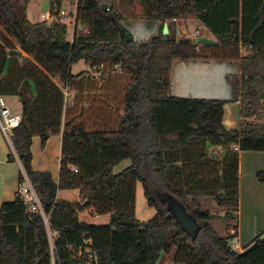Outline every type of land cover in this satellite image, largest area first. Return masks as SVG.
Listing matches in <instances>:
<instances>
[{
  "label": "trees",
  "instance_id": "1",
  "mask_svg": "<svg viewBox=\"0 0 264 264\" xmlns=\"http://www.w3.org/2000/svg\"><path fill=\"white\" fill-rule=\"evenodd\" d=\"M21 1L0 0V96L20 99L22 123L12 137L22 166L19 182L28 177L58 234L57 263L78 264L71 250L88 239L100 264H158L172 251L173 264H264L261 236L242 253L230 245L239 233L240 153L264 151V0L252 5L244 0L246 9L254 6L258 13L242 20L239 0H232L233 18L218 13L221 0H139L148 19L166 23L194 17L218 46L170 35L167 42L129 43L121 28L123 15L109 4L104 12L103 0H78L77 22L89 32L69 41L59 18L32 23ZM63 1L50 0L53 17ZM241 27L251 32L240 33ZM225 28L228 33L221 32ZM17 47L22 58L10 55ZM175 60L241 63V76L230 79L240 91L234 96L241 105L239 130L225 128L223 100L168 95ZM80 62L91 71L73 75ZM60 133L56 183L50 173L33 170L31 147L34 136L45 147ZM209 146L225 151L220 170ZM125 160L131 166L114 174ZM256 178L263 184L264 170ZM137 183L156 210L147 222L135 216ZM60 190H79L81 201H59ZM168 200L196 220L195 235L176 221ZM84 211L109 214L110 223L80 222ZM43 222L18 194L1 205L0 264H51Z\"/></svg>",
  "mask_w": 264,
  "mask_h": 264
},
{
  "label": "crops",
  "instance_id": "2",
  "mask_svg": "<svg viewBox=\"0 0 264 264\" xmlns=\"http://www.w3.org/2000/svg\"><path fill=\"white\" fill-rule=\"evenodd\" d=\"M105 4L112 5L116 9V0H103ZM133 6L136 5L137 11H142V17L139 19H148L144 15V7L139 0H123ZM248 2V1H247ZM221 17L233 18L235 11H232V0L219 1ZM236 2H234L235 4ZM254 0H249L247 5L254 4ZM239 17H250L257 14L254 6L244 7V0H239ZM118 11V9H116ZM245 11V12H244ZM125 20V18H124ZM138 20V19H137ZM148 31H141L139 41H148V36L155 34L159 29L161 22L148 19ZM124 22V21H123ZM169 35H176L179 40L189 37V30L194 29L202 32L200 37L216 40L200 21L196 19H177L168 21ZM171 29V30H170ZM249 30V27H245ZM193 30V31H192ZM240 33H250L243 31ZM222 33H228V28L221 30ZM187 35V38H182ZM190 39V38H188ZM247 49H241V55L246 56ZM86 71V70H85ZM241 76V63L239 61H215V60H175L172 63L170 73V89L168 95L175 98L186 99H208L223 100L224 106L223 124L227 130H239L242 123L240 115L241 105L239 101H234L235 93L240 91L230 83ZM234 78V79H233ZM62 147V134L52 135L45 147H42L41 138L34 136L32 139V168L36 172H47L52 175L54 182L58 183L60 173V158ZM211 149L213 147L209 146ZM12 142L8 141L0 132V206L6 202L14 200L19 188V174L22 172V166L16 157ZM14 157V161L10 158ZM130 160L119 163L113 170L114 174H120L131 166ZM264 170V151L263 152H242L239 159V207L238 237L231 241L232 249L237 253H242L247 245L253 242L259 232V225L264 228V183H259L256 174ZM59 201L80 202L79 190H60L57 195ZM156 214V210L147 204L144 196V189L141 183L136 184V208L135 216L141 222H147ZM79 221L90 225H107L110 223V215H93L89 211H84L78 215ZM264 239V234L261 235ZM174 256V251H173ZM173 260V259H172Z\"/></svg>",
  "mask_w": 264,
  "mask_h": 264
},
{
  "label": "rangeland",
  "instance_id": "3",
  "mask_svg": "<svg viewBox=\"0 0 264 264\" xmlns=\"http://www.w3.org/2000/svg\"><path fill=\"white\" fill-rule=\"evenodd\" d=\"M62 8L64 10H67L66 12L69 13L75 9V1L72 0H65L62 3ZM21 5L26 6V12H25V17L28 21L32 23H38V22H43L41 19L42 15H47L51 12V3L50 0H22ZM116 9L123 15V20L122 24L131 31L132 36L134 37V40L137 42L139 41L140 37L139 34L141 31L144 33V31H148L147 23L150 20L148 19H139L142 17V11H137L136 5H132L127 3L126 1L123 0H116ZM138 19V20H137ZM184 19H194V17H187ZM62 24H69L66 25L68 29V40L72 41L73 37L75 34H81L80 28L83 27V25L78 23L76 30H74L71 25H72V20L71 19H59ZM197 21V20H196ZM158 31V30H157ZM193 31V30H192ZM155 34H152L148 36V39L150 40L152 36H155ZM202 35V32L199 30L194 29L193 32L189 30V37L190 39H196L197 37H200ZM171 36V35H170ZM173 39H176V41H179L178 36L176 35V31H174L173 35L171 36ZM182 38H187V35H184ZM17 51H20L19 48L17 47ZM21 52V51H20ZM25 56V54L22 53V56L19 58H22ZM86 70V71H85ZM91 71L90 67L86 65L84 62H80L77 66H73L72 68V74L76 75L81 72H89ZM53 82L57 84L61 89H62V84L59 80L58 77L53 78ZM170 89V88H169ZM65 94H67L66 90H63ZM9 102L10 107L15 110L16 112H21L22 106L20 99L16 96L11 97L7 99ZM209 153L211 154V157L215 158L216 162L219 164L218 170L221 169V162L224 159L225 156V151L223 148H213L209 149ZM217 172V170H216ZM214 174L212 175V177ZM263 226L259 225V232L255 237H259L262 234H264V228ZM173 251L168 254H162L160 261L158 264H173Z\"/></svg>",
  "mask_w": 264,
  "mask_h": 264
},
{
  "label": "built area",
  "instance_id": "4",
  "mask_svg": "<svg viewBox=\"0 0 264 264\" xmlns=\"http://www.w3.org/2000/svg\"><path fill=\"white\" fill-rule=\"evenodd\" d=\"M77 7L78 0H75V9L73 11L67 13V10L61 9L57 17H53L50 12L47 15H42L41 19L48 22L54 21L56 18L71 19L73 21L71 27L76 30L78 25ZM80 30L83 34H87L89 32L88 28L84 26L81 27ZM9 98L11 97L0 96V132L8 141L12 142L14 130L21 126L23 116L22 112H16L10 107L9 102L7 101ZM235 149L237 150V147ZM73 170L77 173L76 168ZM17 194L24 200L29 213L40 214L42 216L50 245L51 264H58L56 261L54 247L55 239L58 234L51 229L49 216L45 214L41 205L40 197L25 174L24 180L19 184ZM71 256L78 262V264H100L98 256L91 246V241L88 239H84L80 247L77 249H72Z\"/></svg>",
  "mask_w": 264,
  "mask_h": 264
},
{
  "label": "water",
  "instance_id": "5",
  "mask_svg": "<svg viewBox=\"0 0 264 264\" xmlns=\"http://www.w3.org/2000/svg\"><path fill=\"white\" fill-rule=\"evenodd\" d=\"M181 1L183 2L184 0H181ZM101 8L103 9L104 12L109 11L107 4H102ZM121 28H122L124 35L127 37V42L133 43L135 40H134V37L132 36L131 31L127 29L124 25H122ZM158 38H161L163 42H167L169 40V28H168L167 22L160 24L157 34L155 36H152L151 39H158ZM182 40L184 39H181L179 41H182ZM185 41L190 42L195 45H207V46H218L219 45L218 41L205 38V37H197L196 39L187 38L185 39ZM10 55L11 56L16 55L18 57H21L22 53L20 51H10ZM168 203H169V206L171 208V211L176 221L182 226V228L187 233L195 235L199 230V225L196 222V220H194V218L188 215L182 206L174 203L172 200H168Z\"/></svg>",
  "mask_w": 264,
  "mask_h": 264
}]
</instances>
